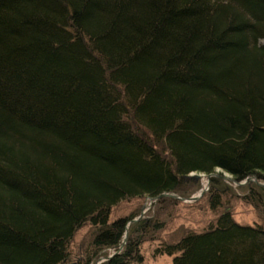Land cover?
<instances>
[{
	"label": "trees",
	"instance_id": "16d2710c",
	"mask_svg": "<svg viewBox=\"0 0 264 264\" xmlns=\"http://www.w3.org/2000/svg\"><path fill=\"white\" fill-rule=\"evenodd\" d=\"M217 169L264 182V0H0V264H65L85 224L79 264L126 230L101 264H141L162 224L112 208ZM227 191L210 177L211 209ZM156 253L264 264V227L224 209Z\"/></svg>",
	"mask_w": 264,
	"mask_h": 264
},
{
	"label": "rangeland",
	"instance_id": "374dc122",
	"mask_svg": "<svg viewBox=\"0 0 264 264\" xmlns=\"http://www.w3.org/2000/svg\"><path fill=\"white\" fill-rule=\"evenodd\" d=\"M213 174L216 176L220 174L226 177V180H222L228 186V191L223 199L222 207L215 210L211 209L208 203L209 196L207 192L209 186L198 199L188 200L191 196H196L202 189H205L204 187L208 179V175L205 174H199L198 189L192 192L188 197L177 194L179 197L186 200L162 197L164 198L163 201L159 202V199L155 200L154 198L151 199L152 197H146L122 201L112 208L110 221L119 216L136 212L137 216L135 218L140 216L139 220H156L162 224V228L152 232V235L148 236L142 244L141 253L143 254V262L141 264H173L174 255L157 254V248L161 244L175 243L184 234L190 231H204L209 225L215 223L217 217L224 209H229L233 219L240 224H259L264 227V208H256L251 203L242 199V196L245 194V189H240L239 187L245 185H237L232 181L233 178L231 175L223 172L221 169H217L216 173ZM242 182H249L250 184L255 183L250 182V178ZM92 231L93 228L90 224H85L75 233L71 243V258L67 264H79L83 250L91 237ZM118 251H120L118 248L117 251H115V249L105 250L92 262V264H101L106 259L105 255H111Z\"/></svg>",
	"mask_w": 264,
	"mask_h": 264
},
{
	"label": "water",
	"instance_id": "95a60500",
	"mask_svg": "<svg viewBox=\"0 0 264 264\" xmlns=\"http://www.w3.org/2000/svg\"><path fill=\"white\" fill-rule=\"evenodd\" d=\"M215 174H209L208 175V179H207V182H206V184H205V189H202L201 191H200V193L198 194V195H196V196H191L188 200H196V199H198L208 188V184H209V179H210V177L211 176H214ZM191 176L195 179V180H198L199 179V177H200V175L199 174H195V173H192L191 174ZM221 179H223V180H226L227 178L226 177H224V176H222V175H218ZM248 179V178H247ZM232 181L233 182H235L237 185H245V186H247V185H249L250 183L249 182H242V181H236V180H234V179H232ZM248 181V180H247ZM250 182H255V183H258V184H260V185H262V186H264V182H262V181H258L255 177H250ZM162 197H172V198H177V199H181V200H186V199H184V198H181V197H179L177 194H175V193H162V194H160L159 196H157L156 198H154L155 200H157V199H160V198H162ZM139 218H140V216L138 217V218H134V219H132L129 223H128V225H130L132 222H135V221H138L139 220ZM126 236H127V230L125 231V233H124V237H123V241H122V243L120 244V245H118V250H121L122 249V247L124 246V244H125V242H126ZM114 253H116V252H114ZM113 253V254H114ZM113 254H111V255H109L107 258H109V257H111ZM65 264H67V263H65ZM68 264H70V263H68Z\"/></svg>",
	"mask_w": 264,
	"mask_h": 264
},
{
	"label": "built area",
	"instance_id": "2783aa9c",
	"mask_svg": "<svg viewBox=\"0 0 264 264\" xmlns=\"http://www.w3.org/2000/svg\"><path fill=\"white\" fill-rule=\"evenodd\" d=\"M151 199H153V198H151Z\"/></svg>",
	"mask_w": 264,
	"mask_h": 264
}]
</instances>
